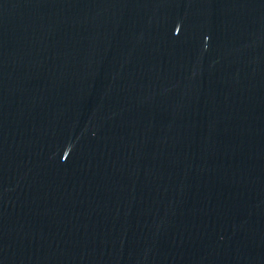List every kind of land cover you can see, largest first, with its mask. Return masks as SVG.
Listing matches in <instances>:
<instances>
[{
  "label": "water",
  "instance_id": "water-1",
  "mask_svg": "<svg viewBox=\"0 0 264 264\" xmlns=\"http://www.w3.org/2000/svg\"><path fill=\"white\" fill-rule=\"evenodd\" d=\"M0 264H264V0H0Z\"/></svg>",
  "mask_w": 264,
  "mask_h": 264
}]
</instances>
